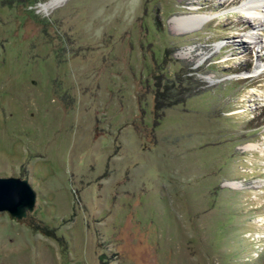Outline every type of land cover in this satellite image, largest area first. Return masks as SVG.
Segmentation results:
<instances>
[{"label":"rangeland","instance_id":"1","mask_svg":"<svg viewBox=\"0 0 264 264\" xmlns=\"http://www.w3.org/2000/svg\"><path fill=\"white\" fill-rule=\"evenodd\" d=\"M51 1L0 0V177L36 193L0 264H264V0Z\"/></svg>","mask_w":264,"mask_h":264},{"label":"water","instance_id":"2","mask_svg":"<svg viewBox=\"0 0 264 264\" xmlns=\"http://www.w3.org/2000/svg\"><path fill=\"white\" fill-rule=\"evenodd\" d=\"M36 193L25 179L0 177V213L7 212L16 220L33 210Z\"/></svg>","mask_w":264,"mask_h":264},{"label":"bare ground","instance_id":"3","mask_svg":"<svg viewBox=\"0 0 264 264\" xmlns=\"http://www.w3.org/2000/svg\"><path fill=\"white\" fill-rule=\"evenodd\" d=\"M63 0H53L51 2H49L48 4L46 5H43V9H45L46 11H48L49 8H52L54 6H57L59 5ZM252 4H250V8L249 9H253V11L255 10H258L259 8V5H258V2L256 1H251ZM201 23L202 22V19L201 18H198V17H188V16H184V17H178V18H174L172 20V29L173 31H175L176 33H180V32H186V31H190L192 30L193 28H195L198 23ZM256 145V144H255ZM251 148H254L253 146H251Z\"/></svg>","mask_w":264,"mask_h":264}]
</instances>
